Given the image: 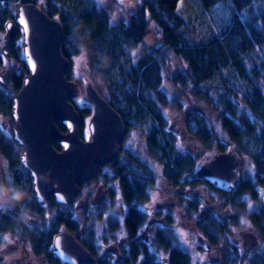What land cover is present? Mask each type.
I'll list each match as a JSON object with an SVG mask.
<instances>
[{
	"label": "trees",
	"instance_id": "16d2710c",
	"mask_svg": "<svg viewBox=\"0 0 264 264\" xmlns=\"http://www.w3.org/2000/svg\"><path fill=\"white\" fill-rule=\"evenodd\" d=\"M14 1L0 0V33L6 21L14 17ZM22 1L35 2L49 15H58L65 31L63 53L70 60L81 52L87 55L89 66L107 83L108 94H102L103 97L119 111L128 127H148V144L171 176L184 174L192 168L194 160L190 154L176 151L177 136L168 127L167 116L156 96L163 80L161 66L170 50L188 64V70L175 75L173 83L189 88L192 97L205 100L218 111L229 140L219 138L206 113L198 108L185 111V129L212 148L220 151L236 148L250 154L264 178V0H202L203 7L190 16L179 11L180 0H141L138 9L119 22H113L109 10L97 0ZM151 23L160 35V44L143 49L135 61L134 50L145 40ZM11 57L19 67L13 71L10 89L0 85L1 114L11 111L12 95L28 72L17 40ZM67 75L72 78L69 72ZM57 124L63 128L61 123ZM0 149L14 172L20 165V148L1 128ZM117 169L125 170L124 175L127 172L124 165H118ZM24 183L21 184L26 194L24 202L40 212L42 204L30 193L29 184ZM20 223L21 227L14 208L1 214L0 242L3 231L20 228L24 238L32 241L36 253L49 256V230ZM180 257L183 264H190L186 252L182 251ZM235 263L240 264L237 260ZM246 264H264V253L251 257Z\"/></svg>",
	"mask_w": 264,
	"mask_h": 264
},
{
	"label": "flooded vegetation",
	"instance_id": "af4514ba",
	"mask_svg": "<svg viewBox=\"0 0 264 264\" xmlns=\"http://www.w3.org/2000/svg\"><path fill=\"white\" fill-rule=\"evenodd\" d=\"M83 98H85V95ZM86 102L88 106H84L83 109H80L75 104L82 120L79 129L80 138L85 141L91 138L89 118L93 114V104L87 99ZM0 116L2 118L0 120V128L13 138L10 127L11 111L9 114L0 113ZM61 125L63 128L59 127L60 130L65 132L67 128L63 124ZM123 127L125 135L119 143L113 160L103 166H97L93 178L87 183H78V192H76L77 194L74 195L69 203L59 202L51 192L48 193L45 201L40 203L33 190L32 173L23 165L20 158L22 146L16 141L20 148V165L14 170L15 175L13 170L10 169L9 159L0 149L8 160L9 170L8 175H6L0 167L3 184L15 186L20 190L22 189V182L29 184L30 193L43 206L40 212H35L36 210L30 209L29 202H24V199L15 207L10 205L6 208L0 205V215L14 208L18 226L21 227L20 222H23L29 227L42 226L49 230L51 234L49 256L36 253L32 241L26 238L31 244L33 256L37 259L42 258L43 261L40 262L39 260L41 259H39L34 262H37V264L45 262L46 264H70L61 260L52 251L55 236L58 233L67 232L73 235L80 245L97 259V264H183L180 257L182 251L189 255V261L192 264L191 252L189 253L181 245L182 240L177 237V232L181 233L182 230L180 229L184 228L185 224L191 223L190 220H194L192 238L191 240L185 238L184 242L187 247L200 253V260L196 264H231L235 260L241 264L246 259L248 262L251 257L264 253V195L261 201L258 200L260 202L258 208H254L248 213L250 217L248 218L249 226L246 229H240L237 238H230L229 240L227 234L229 223L225 221L223 213L218 210V207L210 206L211 203L205 202V199L203 200L197 194L198 191L193 189V187L201 184L209 185L217 188L226 202L246 207L247 201L244 200L243 194L248 191H255L258 187L257 185L264 187L262 171L260 172L255 162L253 163L256 165V171L252 184L256 187L251 188L249 185H253H247V179L241 178L240 172L244 165L242 154L246 153L238 152L242 158V165L237 170L236 187L231 189L229 183L222 182L218 184L217 181H210L197 175L198 165L211 159L212 154L220 151L217 148H210L213 151L210 154L211 156L200 159L193 153L192 149L177 147L176 151L178 153L186 154V156L190 154V159L194 160V163L192 168L188 169L184 174L178 172L176 175L171 176L170 173L166 172V165L158 157L155 149L148 144L147 136L150 131L148 127L144 126L146 128V147H148L151 157L156 158L160 162L154 166L155 169L152 168L150 162L141 157L137 150L125 144L129 131L138 126L128 127L124 121ZM53 145L58 151L62 148L58 142H54ZM247 155L254 161L250 154ZM183 159L186 160V157ZM180 161L182 160L180 159ZM118 165L119 167L125 166V169H127L125 175V170L118 171ZM107 167H111L114 170L112 176L114 182L109 187L101 190L103 200L99 201L98 204H95V202L86 203L84 189L96 177H99L101 171ZM104 176L109 179L105 174ZM252 177L253 174L250 175V178ZM30 179L31 183H29ZM17 181L20 183L18 184ZM51 187L52 185L49 186V188ZM98 191L99 189L95 188L93 193L97 194ZM8 196L10 194L6 198ZM225 213H229V210L226 209ZM105 214L114 215L113 220L111 219V224H118L120 229L116 230V228L108 227L106 231H97L94 228L89 229L87 227L88 223L93 219L99 220L98 217L102 219ZM7 233H13L17 239L24 238L20 228H16L15 231H3L1 234L3 241L6 240L5 234ZM7 243L11 244L12 242L7 241ZM0 245L3 244L0 242ZM6 250H8V247L5 244L0 250V254L2 253L0 261H5L4 253ZM34 257H29L28 263L33 264ZM15 258H13L14 261ZM19 258L21 259V256ZM241 258L245 259L241 260Z\"/></svg>",
	"mask_w": 264,
	"mask_h": 264
},
{
	"label": "water",
	"instance_id": "95a60500",
	"mask_svg": "<svg viewBox=\"0 0 264 264\" xmlns=\"http://www.w3.org/2000/svg\"><path fill=\"white\" fill-rule=\"evenodd\" d=\"M13 8L14 17L5 23L0 52L5 58L11 57L14 39L20 34L23 60L28 68L21 87L12 96L13 139L22 146L20 158L32 173L33 190L39 202L43 203L51 192L59 202L69 203L78 192V183H87L97 166L113 160L125 135L124 121L96 85L87 80L85 98L93 104L89 118L91 138L87 141L80 138L82 120L73 99L79 97L81 86L67 75L71 60L62 51L63 23L35 2L15 0ZM21 15L27 21V32L20 22ZM12 80L11 67L0 70V84L5 89L12 87ZM57 122L67 128L65 132ZM54 142L61 145L60 151ZM212 155L198 165L197 175L235 188L237 170L242 165L237 149ZM3 185L0 172L2 192ZM52 251L70 264H97V259L67 232L55 236ZM15 261L22 264L19 257Z\"/></svg>",
	"mask_w": 264,
	"mask_h": 264
},
{
	"label": "rangeland",
	"instance_id": "374dc122",
	"mask_svg": "<svg viewBox=\"0 0 264 264\" xmlns=\"http://www.w3.org/2000/svg\"><path fill=\"white\" fill-rule=\"evenodd\" d=\"M141 2V0H123V2H121V0H97L96 3L101 6H105L109 10L111 20L113 22H119L121 19L127 20L128 13H131L138 9ZM203 5L204 4L202 0H183V3H181L180 0L178 3V9L186 16H190V14L197 12L201 7H203ZM55 17L58 18V15H56ZM4 33L5 29H3L0 33V48L1 44L3 43ZM14 40H17L21 43L22 36L19 34L17 37H15ZM160 41L161 38L157 31V28L154 23H151L149 33L147 34L145 40L143 42H140L141 44H139V46L134 50L135 61H138V59L141 57V55L143 54V49L150 47L153 48L159 45ZM89 65L90 63L87 55L84 52H81L79 55L73 57V59L71 60V65L69 66L70 68L68 70L72 77L71 79L79 82L81 86V94L79 95V97L77 96L74 99V103L80 109H83L84 106H88L86 98H83L85 95L84 85L87 80L92 81L103 95L108 94V86L104 77L100 76V74H98V72L92 69ZM8 66L11 67L12 70H17L19 67L17 61L14 58H5L3 56V62L0 64V70ZM161 69L163 80L161 81V83H159L160 85L157 89L158 94H156V96L158 97V101L161 103L160 105L162 107L164 115L167 116L168 127L173 130L175 132V135L177 136L176 146L179 148L192 149L193 153L196 156L200 157V159H204L205 157L208 158L209 156H211L210 154L213 153V151L210 150V148L212 147L208 146L197 136L192 135L185 129L183 125V117L187 109H200L203 113H206L208 122L217 131L219 138H221L223 141H226V139H228V133L221 123V120L218 116V111L215 112V110L212 109V107L205 100L192 97L189 88L182 87L179 85V83H173L172 79L175 75L180 72H186L188 70V64L184 62V60L180 56H178L171 50L167 52V61L162 63ZM1 119L2 118L0 116V120ZM145 136L146 128L144 126L135 127L129 131L128 137H126L127 139L125 144L137 150L141 157L150 162L152 164V168L155 169L154 166H156V164H159L160 162L156 158L151 157L148 147H146L147 142ZM242 156L244 158V165L240 172L241 178L247 179V185L252 184V181L255 178L254 173L256 171V165L255 163H253L254 161L249 155L242 154ZM0 167L3 170V173L8 175V160L3 155L2 151H0ZM104 174L108 176L109 179H107ZM113 174L114 170L111 167L103 169L100 173V176L96 177L93 182H91L90 185L84 189L83 192H85L86 203L95 202V204H98L99 201L103 200L101 190L103 188L109 187L110 184L114 182V179H112ZM251 174H253L252 178H250ZM162 183L164 184V182ZM252 185L253 186H249L251 188L256 187L254 186V184ZM257 186L258 187L257 189H255V191L252 190L243 194L244 200L247 201L245 205L246 207L226 202L224 197L222 196V193L217 188L211 187L209 185L201 184L199 186L193 187V189L198 191L197 194H199L200 197L203 198V200L205 199V202L208 201L209 204L211 203L210 206L218 207V210L223 213L222 215H224L223 217H225V221L229 223V231H227V234L230 240V238L234 239L238 237V231L240 229H246L249 226V211H252V209L254 208H258V206L260 205L259 201H261L263 198L264 187H260L259 185ZM95 188L99 189L97 194L93 193ZM10 205L11 204H4L1 206L8 208V206ZM226 209L229 210V213H225ZM104 216L102 217V219L101 217H98L99 220H97L96 218L93 219L90 223H88L87 227L89 229L94 228L97 231H106L108 227L116 228V230L120 229V226L118 224H111L114 215L105 214ZM190 221L191 223L189 222L187 223V225L185 224V227L180 229L182 230L181 233L177 232V237L178 239L182 240V243L180 242L181 245L185 247V249L189 251V253L191 252L192 264H196L200 260V253L195 252L191 248L187 247L184 242L185 238H189L190 240L192 238V231L194 230V220ZM108 222L110 223L108 224ZM5 238L6 240H2L1 243L4 246L6 244L8 250H6V252L4 253L5 261H0V264H16L13 258L19 256H21L22 264H30L28 263V259L29 257L34 256L33 252L31 251V244L26 240V238L17 239L16 235H14L13 233L5 234ZM7 241H11L12 243L8 244ZM3 245H0V250ZM39 259L34 257L33 264H37V262H34L35 260L43 262L42 258ZM246 262L247 259L241 264H246ZM42 264H46V262Z\"/></svg>",
	"mask_w": 264,
	"mask_h": 264
},
{
	"label": "clouds",
	"instance_id": "9594fccd",
	"mask_svg": "<svg viewBox=\"0 0 264 264\" xmlns=\"http://www.w3.org/2000/svg\"><path fill=\"white\" fill-rule=\"evenodd\" d=\"M3 189L4 195H0V205L11 204L15 207L20 201L26 198V194L15 186L3 185ZM6 194H10V196L6 198ZM17 197L19 198L17 199Z\"/></svg>",
	"mask_w": 264,
	"mask_h": 264
},
{
	"label": "snow or ice",
	"instance_id": "6c2138e0",
	"mask_svg": "<svg viewBox=\"0 0 264 264\" xmlns=\"http://www.w3.org/2000/svg\"><path fill=\"white\" fill-rule=\"evenodd\" d=\"M121 2H123V0H121ZM181 3H183V0H181ZM20 22H21V24L24 25L25 32H27L28 31V24H27V21L24 19L23 15H21V17H20ZM133 55H134V53H133ZM32 67L34 69L35 65L33 64ZM0 195H4V193L2 191H0ZM18 198L19 197H17V199ZM60 199H63V197H60ZM57 246H59V242H57Z\"/></svg>",
	"mask_w": 264,
	"mask_h": 264
}]
</instances>
